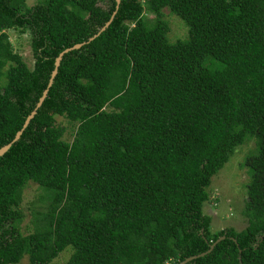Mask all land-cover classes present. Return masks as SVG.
I'll return each instance as SVG.
<instances>
[{
	"label": "trees",
	"instance_id": "16d2710c",
	"mask_svg": "<svg viewBox=\"0 0 264 264\" xmlns=\"http://www.w3.org/2000/svg\"><path fill=\"white\" fill-rule=\"evenodd\" d=\"M0 0V264H264V0ZM165 11L188 27L170 42ZM154 16L151 19L150 16ZM28 33L30 67L8 31ZM65 118L75 127L64 139ZM241 167L242 230H212L213 177ZM245 160V161H244ZM29 182L43 195L23 234ZM210 251V247L220 237ZM208 252V253H207Z\"/></svg>",
	"mask_w": 264,
	"mask_h": 264
},
{
	"label": "rangeland",
	"instance_id": "374dc122",
	"mask_svg": "<svg viewBox=\"0 0 264 264\" xmlns=\"http://www.w3.org/2000/svg\"><path fill=\"white\" fill-rule=\"evenodd\" d=\"M25 1L29 7H34L41 0ZM150 18L154 19V16L151 15ZM165 19L169 24L168 38L171 43L177 40H184L188 37V27L181 18L165 11ZM8 35L14 51L20 54L24 61L32 67L35 58L30 35L28 33L22 34L16 30L8 31ZM58 122L66 127L64 139L71 142L76 127L65 118H58ZM255 147L254 140H249L238 147L225 167L213 177L212 184L209 187L212 201L204 207V213L212 217V230L217 231L226 227H234L240 231L246 227L247 220L243 215V211L248 196L244 184H248L249 176L246 169L241 167V163L245 155L250 153ZM42 195L43 192L39 186L33 182H29L24 190L21 204L24 214V220L21 223L23 234L33 231V211L39 204L38 200ZM72 251L71 247L67 248L51 264H65L69 260ZM21 264L30 263L27 258H24Z\"/></svg>",
	"mask_w": 264,
	"mask_h": 264
},
{
	"label": "water",
	"instance_id": "95a60500",
	"mask_svg": "<svg viewBox=\"0 0 264 264\" xmlns=\"http://www.w3.org/2000/svg\"><path fill=\"white\" fill-rule=\"evenodd\" d=\"M117 2V6H116V10L113 12L110 20L103 26L101 27L98 32L96 34H94L91 38H89V41H92L94 40L95 38H97L101 33H103L109 26L110 24L112 23L113 19L115 18L116 14H117V10L119 8V5H120V2L121 0H116ZM86 42H83V43H79V44H75L74 46L70 47V48H67L65 49L63 52H61L59 54V56L56 58L55 60V67L51 73V77L49 79V82H48V85H47V88L43 91L41 97L39 98V101L37 102L36 104V107L34 108V110L30 113V115L26 118L25 122H24V125L23 127L16 133L15 137L13 138V140L11 142H9L8 144L2 146L0 148V157H2L6 152L9 151V149L11 148V146L16 143L20 138H21V135L23 134V131L27 128V126L29 125L30 121L35 117L36 113H37V110L42 106L43 102L45 101V99L47 98L48 96V92H49V89L51 88V86L53 85V82H54V79L55 77L57 76L58 74V69H59V66L61 64V61L63 59V56L68 53L69 51H72V50H75V49H80ZM225 237L222 236L220 237L215 243H213L209 249L208 252H210L214 247L215 245L223 240ZM207 252V253H208ZM205 253L203 254H200V255H197V256H191V257H188L186 258L184 261H182L180 264H187L188 262L192 261V260H195L197 259L199 256H202L204 255Z\"/></svg>",
	"mask_w": 264,
	"mask_h": 264
}]
</instances>
